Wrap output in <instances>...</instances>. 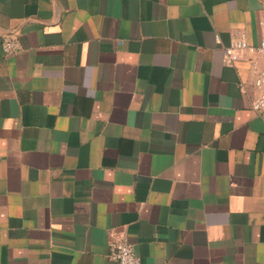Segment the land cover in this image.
Here are the masks:
<instances>
[{
	"label": "crops",
	"instance_id": "crops-1",
	"mask_svg": "<svg viewBox=\"0 0 264 264\" xmlns=\"http://www.w3.org/2000/svg\"><path fill=\"white\" fill-rule=\"evenodd\" d=\"M263 19L264 0H0V264H115L113 236L140 264H264V54L222 62Z\"/></svg>",
	"mask_w": 264,
	"mask_h": 264
},
{
	"label": "built area",
	"instance_id": "built-area-1",
	"mask_svg": "<svg viewBox=\"0 0 264 264\" xmlns=\"http://www.w3.org/2000/svg\"><path fill=\"white\" fill-rule=\"evenodd\" d=\"M264 26V19L260 22ZM1 49L6 55H14L20 49L18 38L15 34H8L3 37ZM264 54V39L257 45L247 43L244 34L238 33L231 40L229 46L223 50V64L233 66L240 58L241 53ZM252 69L256 75L254 86L258 89V97L251 103V110L256 115L264 113V65L260 68L252 63ZM240 90L245 91L241 84ZM108 259L115 264H140V258L136 255L133 245L123 236H113L108 242Z\"/></svg>",
	"mask_w": 264,
	"mask_h": 264
}]
</instances>
